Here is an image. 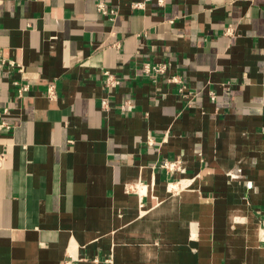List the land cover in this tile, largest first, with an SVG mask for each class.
<instances>
[{
	"label": "crops",
	"instance_id": "0c3cea01",
	"mask_svg": "<svg viewBox=\"0 0 264 264\" xmlns=\"http://www.w3.org/2000/svg\"><path fill=\"white\" fill-rule=\"evenodd\" d=\"M135 1L0 0V264H264V0Z\"/></svg>",
	"mask_w": 264,
	"mask_h": 264
},
{
	"label": "built area",
	"instance_id": "2783aa9c",
	"mask_svg": "<svg viewBox=\"0 0 264 264\" xmlns=\"http://www.w3.org/2000/svg\"><path fill=\"white\" fill-rule=\"evenodd\" d=\"M150 0H140L135 1L132 3V7L135 9H143L146 5V3ZM165 2V0H158V3L161 5ZM97 9L100 13L109 16L110 20H114L117 13L118 8L117 7H109L106 2L99 1L97 3ZM235 28L233 26H229L226 29L227 34H233L235 31ZM171 63L170 61H144L141 65V73L142 75L152 78L154 80H157L161 77H166L167 81L169 82H182L181 79H179V76L177 75H171L166 76L169 69H170ZM13 70H17L18 72L24 71V65L21 63H18L15 59L7 57L3 51L0 49V76L3 75L5 72H12ZM103 77H104V83L107 87H117L123 83L122 77H119L114 72H112L109 69L103 70ZM14 86L17 88V94L19 96H23L29 89L30 85L27 83H22L18 80L13 81ZM179 92L182 93L184 96H186L188 103L192 102L194 97L196 96V92L192 89L188 88L186 84H182L181 87H179ZM211 98L216 99V95L214 92H211ZM46 96L49 99H57L58 92L56 89V85L54 83H50L46 88ZM128 101L120 104L118 107L119 109L123 110L128 105ZM102 109L108 110L111 106L110 100L108 97H102L101 103H100ZM9 112L8 107H5L0 111V116L7 114ZM4 127H10L9 124L6 123V121L0 122V129ZM153 168H159L165 170L166 174L171 177L174 173H181L184 174L187 172V166L186 161L183 158H174V159H162L159 163L153 165ZM182 183V179H168L167 185L170 189H177ZM250 185H252L251 182H249ZM146 184H143V181H138L133 184H127L126 185V191L127 192H133L137 189H139L140 186L144 187ZM259 237L264 244V219L260 222L259 227ZM67 263L71 262V259H68L66 261ZM112 256H108L107 258V264H112Z\"/></svg>",
	"mask_w": 264,
	"mask_h": 264
}]
</instances>
